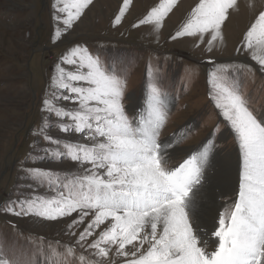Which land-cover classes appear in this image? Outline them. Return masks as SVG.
Wrapping results in <instances>:
<instances>
[{
    "label": "snow or ice",
    "instance_id": "1",
    "mask_svg": "<svg viewBox=\"0 0 264 264\" xmlns=\"http://www.w3.org/2000/svg\"><path fill=\"white\" fill-rule=\"evenodd\" d=\"M176 2L161 0L139 25L152 24L158 32ZM91 4L55 0L53 18L67 32ZM129 4L123 0L114 26ZM230 9H237V0H199L172 39L190 36L205 42L207 36L211 51L222 39L221 25ZM60 38L57 28L54 42ZM241 47L264 72V11ZM226 72L227 67L218 66L208 83L210 98L238 144L239 187L234 202L219 213L212 250L196 221L214 133L178 166L169 167L165 155L172 145L159 141L168 104L159 88L149 84L144 106L129 115L123 103L126 78L86 47L74 45L54 65L42 102L47 117L35 135L47 145L42 160L67 159L78 170L61 176L52 169H29L35 187L53 195L18 199L4 210L45 220L67 218L69 235L76 236L73 229L79 234L69 245L45 247L41 242L30 256L8 255L0 246V264H106L113 248L116 255L131 257L124 264H264V118L250 110ZM53 117L59 132L77 139L50 135Z\"/></svg>",
    "mask_w": 264,
    "mask_h": 264
},
{
    "label": "rangeland",
    "instance_id": "2",
    "mask_svg": "<svg viewBox=\"0 0 264 264\" xmlns=\"http://www.w3.org/2000/svg\"><path fill=\"white\" fill-rule=\"evenodd\" d=\"M253 1L237 0V9H230L221 25L222 39L215 41L208 51L207 36L205 42L190 36L172 39L199 0H177L158 32L154 25H139V21L161 0H130L121 22L115 26L123 0H92L67 32L62 21L53 18L55 0H0V246L5 253L30 256L41 242L45 247L56 242L69 245L79 234V229H73L76 236L69 235L67 218L45 220L4 210L18 199L53 195L45 187H35L29 169H52L61 176L78 170V165L67 159L42 160V149L47 145L42 139L37 142L35 135L47 117L42 102L61 55L80 45L98 55L105 65H112L126 78L123 103L129 115L144 106L149 84L159 88L168 104L167 121L159 141L172 145L165 155L169 167L178 166L198 150L209 133H214V152L226 159L229 151L239 149L233 130L210 98L213 90L208 83L209 74L218 66L227 67L228 72L223 74L226 80L238 86L257 118H264V72L251 59L250 52L241 47L246 31L264 11V0ZM57 28L61 29V38L54 42ZM49 123L50 135L66 137L57 130L55 117ZM175 147L180 149L173 154ZM221 166L222 162L219 164L212 155L205 191ZM234 180L237 186L233 192L219 198L222 206L215 224L199 227L203 230L201 236L210 239L209 250L213 247L211 241L215 238L211 232L218 224L219 213L234 202L238 193V169ZM127 259L131 257L118 256L113 248L106 264H124Z\"/></svg>",
    "mask_w": 264,
    "mask_h": 264
},
{
    "label": "bare ground",
    "instance_id": "3",
    "mask_svg": "<svg viewBox=\"0 0 264 264\" xmlns=\"http://www.w3.org/2000/svg\"><path fill=\"white\" fill-rule=\"evenodd\" d=\"M247 3L248 2H246V4ZM179 149L180 147H175L174 149H172L173 154L176 153V151H178ZM213 155L216 156L217 162L219 164H221L222 162V166L217 171L216 177L214 179L212 178V181L209 184L208 191H202L201 196L203 197V202L200 203L198 219L196 221V224L201 228L210 226L211 222L215 224L219 209L222 206L221 200L219 198L225 193L233 192L231 190H234L237 186V182L234 180V176L235 174L237 176V169L239 171V151H229V153L227 154L229 158L226 157V159H224L225 155L219 154L216 151L213 153ZM230 157H234L235 159L233 160ZM201 232H203V230Z\"/></svg>",
    "mask_w": 264,
    "mask_h": 264
}]
</instances>
